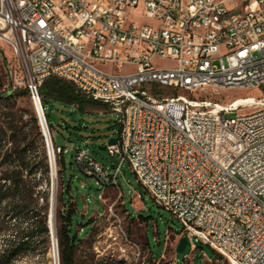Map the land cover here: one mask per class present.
Listing matches in <instances>:
<instances>
[{"label": "built area", "instance_id": "2783aa9c", "mask_svg": "<svg viewBox=\"0 0 264 264\" xmlns=\"http://www.w3.org/2000/svg\"><path fill=\"white\" fill-rule=\"evenodd\" d=\"M0 41L16 57L10 90L28 91L48 156L39 87L57 76L118 115L111 173L72 149L99 185L126 165L192 247L264 264V98L240 112L176 93L264 87V0H0Z\"/></svg>", "mask_w": 264, "mask_h": 264}, {"label": "rangeland", "instance_id": "374dc122", "mask_svg": "<svg viewBox=\"0 0 264 264\" xmlns=\"http://www.w3.org/2000/svg\"><path fill=\"white\" fill-rule=\"evenodd\" d=\"M15 63L16 57L10 47L0 41V99L5 93L11 92L12 79L9 76V67L12 69ZM155 64L157 66L171 65L165 60L156 61ZM152 86L158 87L155 84ZM160 89L164 91L163 96L172 95L170 88L160 87ZM176 93L190 100L205 102L210 107L214 104L234 106L235 101L240 98H251L255 103L263 99L264 87L207 88L196 92ZM252 103L253 101L246 103V106L238 107V111L248 112L257 108V105H250ZM27 107L35 113L28 97L17 100L16 108L22 111ZM44 112L51 127L49 132L54 145L63 147L65 152L57 154L54 146L50 170L48 151L38 122L40 135L36 138V146L45 149L49 167V185L46 186L41 177L37 190L40 193H48L49 215L50 193L51 190L53 191L52 206L54 204L56 240H58L57 230L61 223L59 214L63 208L74 203L72 228L80 238L75 252V264H168V262L171 264L179 262L181 264H227L206 245L193 243L192 247L188 238L182 253L176 254L184 234L181 225L169 212L153 202L126 165H123L116 176L115 183L106 185H99L93 175L84 171L85 165L76 160L72 151L77 144L85 147L89 159L106 167L110 173L118 165L115 157H111L106 150L99 149L107 143L109 138L117 135L119 130L117 114L101 104L87 107L86 113H80L71 106L52 101L44 105ZM234 116L235 113L225 115L228 119ZM22 120H27L25 114ZM88 158L87 162H89ZM60 161H63L64 166L60 164ZM67 184L69 191L63 194ZM36 199L39 205L43 203L40 198ZM30 210L27 208L19 215L17 221L13 220L7 224L6 230L0 235V246L5 239L14 234L17 223L22 228L27 227L31 216ZM13 264H55L51 232L47 238H41L36 234L27 251L16 258ZM57 264H60L59 253Z\"/></svg>", "mask_w": 264, "mask_h": 264}, {"label": "trees", "instance_id": "16d2710c", "mask_svg": "<svg viewBox=\"0 0 264 264\" xmlns=\"http://www.w3.org/2000/svg\"><path fill=\"white\" fill-rule=\"evenodd\" d=\"M39 94L43 107L52 101L86 113L87 107L100 104L77 91L71 82L57 76L47 77L39 87ZM26 97L29 98L28 91L18 89L5 93L0 99V235L6 230L7 224L17 221L27 208L31 209L27 227L22 228L17 223L14 234L0 246V264H13L16 258L27 251L36 234L41 238L50 235L48 193L37 190L41 177L45 185H49L46 152L43 147L36 146V138L40 135L38 120L29 107L22 111L16 108L17 100ZM23 114L27 116L26 121L22 120ZM60 164L64 166L63 161ZM68 191L67 184L63 194ZM36 198H40L43 203L39 205ZM74 213L75 206L71 203L59 214L61 223L57 230V246L60 264H75L80 238L72 228Z\"/></svg>", "mask_w": 264, "mask_h": 264}, {"label": "bare ground", "instance_id": "6f19581e", "mask_svg": "<svg viewBox=\"0 0 264 264\" xmlns=\"http://www.w3.org/2000/svg\"><path fill=\"white\" fill-rule=\"evenodd\" d=\"M217 22H226V15H217ZM253 99L251 98H240L235 101L234 106L231 104L233 107H240V106H246V103L252 102ZM254 102V101H253ZM253 104V103H252ZM248 105V104H247ZM49 157L52 165V158L54 157V154H51V147L49 146ZM88 158V157H87ZM89 159V158H88ZM89 163H96L95 161L89 159ZM52 202L54 201V197L52 198ZM51 210H50V215H49V229L50 232L53 236V256H54V262L57 264V250H56V239H55V233H56V219H55V209H54V204L53 206L51 205ZM59 263V261H58Z\"/></svg>", "mask_w": 264, "mask_h": 264}, {"label": "water", "instance_id": "95a60500", "mask_svg": "<svg viewBox=\"0 0 264 264\" xmlns=\"http://www.w3.org/2000/svg\"><path fill=\"white\" fill-rule=\"evenodd\" d=\"M116 142V139L114 138H109L107 143L101 147H99L100 150H105L106 149V145H112ZM51 186L53 187V182L51 180ZM52 198H53V191L51 190V193H50V207L52 205ZM187 244V239L186 237H182V239L180 240L179 244H178V247L176 249V254H181L182 251L184 250V247L186 246ZM56 252L58 254V246H57V240H56Z\"/></svg>", "mask_w": 264, "mask_h": 264}]
</instances>
